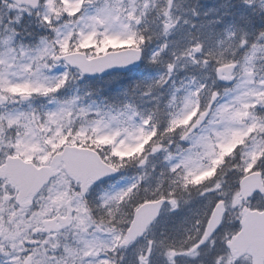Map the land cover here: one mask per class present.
<instances>
[{"label": "snow or ice", "instance_id": "obj_1", "mask_svg": "<svg viewBox=\"0 0 264 264\" xmlns=\"http://www.w3.org/2000/svg\"><path fill=\"white\" fill-rule=\"evenodd\" d=\"M239 3L0 0V264H264V0Z\"/></svg>", "mask_w": 264, "mask_h": 264}, {"label": "rangeland", "instance_id": "obj_2", "mask_svg": "<svg viewBox=\"0 0 264 264\" xmlns=\"http://www.w3.org/2000/svg\"><path fill=\"white\" fill-rule=\"evenodd\" d=\"M160 0H157L159 3ZM178 4L181 5L182 10L195 8L201 13L200 20L203 21V13L208 12L210 9H219V13H211V15H222L224 11L230 10L235 13L236 16H239L240 12L244 11L241 7L239 0H176ZM227 5L226 9L224 6ZM234 5V7H233ZM185 14V13H181ZM190 21L196 22L195 18L191 15L190 12L186 13ZM233 17H228L226 19H232ZM155 69L142 70L141 68L137 70H132L119 74L114 78L101 77L96 78L91 81L92 90L96 92V95L93 96V99L101 103H112L118 105L120 100L124 99L123 97H117V92L123 88L132 89L135 81L144 78L147 75L155 74ZM83 91V90H82ZM136 102L140 103L144 107L150 106L146 103L148 98H142L139 96V90L135 97ZM88 103V100L83 101Z\"/></svg>", "mask_w": 264, "mask_h": 264}]
</instances>
